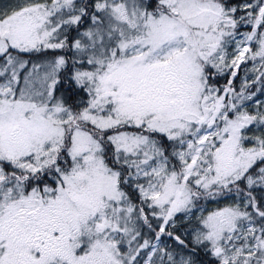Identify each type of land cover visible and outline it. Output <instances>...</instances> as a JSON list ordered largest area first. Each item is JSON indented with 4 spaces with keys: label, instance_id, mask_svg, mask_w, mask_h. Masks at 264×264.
Segmentation results:
<instances>
[{
    "label": "rangeland",
    "instance_id": "1",
    "mask_svg": "<svg viewBox=\"0 0 264 264\" xmlns=\"http://www.w3.org/2000/svg\"><path fill=\"white\" fill-rule=\"evenodd\" d=\"M69 2L0 0V55L9 47L61 48L58 29L76 18L54 22L53 17ZM162 2L176 14L153 15L133 0L98 1L97 9H106L112 22L107 36L117 38L113 46L106 43L96 18L93 31L84 32L91 66L74 72L87 93L78 111L53 96L62 56L28 66L8 56L10 76L0 82V162L29 171L42 168L53 160L72 123L99 129L125 123L159 131L175 142L170 152L176 162L148 135H109L116 158L129 160L131 176L142 179L141 196L165 222L196 223L187 234L222 262L264 264V218L257 228L237 202L193 208L184 184L228 182L258 156L245 146L242 99L231 103L239 105L237 118L227 117L223 95L207 84L200 62L241 66L243 80L264 65V0ZM80 44L74 41L73 48L79 51ZM70 137V168L49 175L51 187L25 192L17 180L0 183V264H187L161 240L142 241L131 254L123 252L122 236L136 220L118 187L119 172L104 164L88 131L74 126ZM59 225L63 229L51 233ZM45 229L52 245L40 240ZM36 232L40 239L34 238Z\"/></svg>",
    "mask_w": 264,
    "mask_h": 264
},
{
    "label": "trees",
    "instance_id": "2",
    "mask_svg": "<svg viewBox=\"0 0 264 264\" xmlns=\"http://www.w3.org/2000/svg\"><path fill=\"white\" fill-rule=\"evenodd\" d=\"M98 1L103 0H70L67 7L63 6L61 10L54 14V22H57V17L63 20L65 18H76V21L71 25L62 24L58 29V35L64 38V44L61 48H44L25 52L9 47L0 55V82L3 78L10 76L9 66L7 65L8 56L25 61L27 66L62 56L64 64L58 72V80L53 88V96L68 109L78 111L87 93L84 85L77 83L74 72L77 69H89L91 66L86 60L88 47L86 46L84 32L88 29L93 31L94 23L97 22L105 29L103 32L101 31V35H104L106 43L113 46L115 45L113 39L117 38L116 36L114 38L107 36L106 31L110 29L109 25L112 22L108 16L104 15L106 9H97ZM133 1L144 11L153 15L160 13L176 14L169 10L162 0ZM219 1L232 5L243 0ZM93 18H96V21L91 24ZM81 36L83 37L81 38ZM74 41L81 43V50L77 51L73 48ZM200 64L206 76L207 84L216 88L218 94L223 95V101L225 102L223 110L227 117H236L235 114L239 105H231V103L235 102L237 98L242 99L240 110L244 120L245 135L243 136L245 137V146L258 152V156L238 177L228 182L216 181L204 187L191 180H186L184 184L192 199L191 206L193 208L214 209L222 206H233L237 202L239 203V209L249 216L257 228L263 227L264 105L260 104L264 101V65L261 63L252 69L246 79L243 80L246 71L242 70L241 66L233 69L232 67L214 66L210 63L200 62ZM74 126L85 129L97 140L104 164L108 168L119 172L118 187L125 194L127 202L133 208L130 217L136 220L135 226H132L129 234L125 233L122 236L121 245L126 255L132 253L135 244H140L142 241L155 242L161 240L164 242L166 251L176 257L185 258L187 264H241L238 261L222 262L212 254L204 243H195L186 230L191 229L196 223L188 221L186 224H180L176 220L165 222L164 218L158 214L156 206L149 204V200L141 196L139 185L143 181L141 178L131 176L133 168L131 162L120 157L116 158L117 152L114 144L109 139V135L119 131H133L153 138L164 153L173 162H176L170 152V148L176 146L175 142L159 131L125 123L107 129H99L87 122L72 123L65 128L63 139L56 148L52 161L40 169L29 171L12 167L9 161L3 160L0 162L3 170L0 183H4L5 180H17L25 192L33 188L51 187L48 176L55 175L56 172L60 174V171L67 172L70 168L71 160L68 150L71 144V130ZM242 201L245 204L241 203ZM133 234H135V239H132Z\"/></svg>",
    "mask_w": 264,
    "mask_h": 264
},
{
    "label": "flooded vegetation",
    "instance_id": "3",
    "mask_svg": "<svg viewBox=\"0 0 264 264\" xmlns=\"http://www.w3.org/2000/svg\"><path fill=\"white\" fill-rule=\"evenodd\" d=\"M61 221V220H60ZM63 229V226L62 225H59V226H57V228L54 230V229H52L51 228V233H53V232H58V231H60V230H62ZM46 230V229H45ZM39 233L40 232H36V233H34V238L35 239H40L39 238ZM41 235V239L40 240H45L46 242H47V244L48 245H52V242H51V240H48L50 237H51V235L49 234V232H48V230H46V235H42V234H40ZM47 245V246H48Z\"/></svg>",
    "mask_w": 264,
    "mask_h": 264
}]
</instances>
